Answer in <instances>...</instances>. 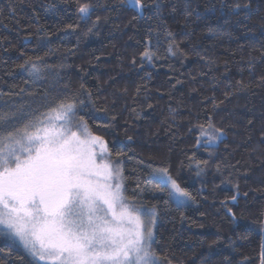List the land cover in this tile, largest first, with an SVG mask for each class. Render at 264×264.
Wrapping results in <instances>:
<instances>
[{
  "label": "trees",
  "instance_id": "16d2710c",
  "mask_svg": "<svg viewBox=\"0 0 264 264\" xmlns=\"http://www.w3.org/2000/svg\"><path fill=\"white\" fill-rule=\"evenodd\" d=\"M61 101L155 210L160 264H261L264 0H0V114ZM0 264L41 263L0 234Z\"/></svg>",
  "mask_w": 264,
  "mask_h": 264
},
{
  "label": "snow or ice",
  "instance_id": "6c2138e0",
  "mask_svg": "<svg viewBox=\"0 0 264 264\" xmlns=\"http://www.w3.org/2000/svg\"><path fill=\"white\" fill-rule=\"evenodd\" d=\"M79 12L86 18L90 6ZM11 115L16 119L0 114V234L19 241L42 264H158L152 229L141 221L155 210L128 199L119 166L103 155L97 162L93 146L106 151L102 138L83 141L72 131L86 132L75 121V105L61 101L32 118H24L22 109ZM153 172L170 198L192 199L167 169Z\"/></svg>",
  "mask_w": 264,
  "mask_h": 264
},
{
  "label": "rangeland",
  "instance_id": "374dc122",
  "mask_svg": "<svg viewBox=\"0 0 264 264\" xmlns=\"http://www.w3.org/2000/svg\"><path fill=\"white\" fill-rule=\"evenodd\" d=\"M73 131V130H72ZM75 131V130H74ZM77 132V135L79 136V138L81 139V140H83V141H88L89 139H90V137L92 136V135H90V134H87V133H84V132H82V131H76ZM93 148H94V151H95V153H96V155H97V162L99 163L100 162V159H101V155H103V160H104V162H106V163H109V164H111L113 167H117L118 165L115 163V162H112V161H110L107 157H106V154H105V151L102 153V149H101V145L99 144V143H97V144H95L94 146H93ZM153 169H163V168H161V167H159V166H155L154 168L152 167L151 168V175L153 176V177H155L156 179H158L160 182H161V179L159 178V177H157L156 176V174L153 172ZM162 183V182H161ZM163 184H165L166 185V187H167V190H168V186H167V184L166 183H163ZM172 200H174L176 203H178V204H180V205H186V204H188L189 202H190V200H187L185 203H179L175 198H171ZM139 206V205H138ZM139 207H143V208H146V209H149L150 211L151 210H153V208H151V207H146V206H139ZM141 221H142V224L145 226V227H151V229H152V232H153V240H154V228H155V221H156V216H149V215H142L141 216ZM7 237H9V236H7ZM9 238H11V237H9ZM12 239V238H11ZM12 240H14V239H12ZM14 241H16L17 243H19V241H17V240H14ZM20 244V243H19ZM21 245V244H20ZM22 246V245H21ZM152 246V245H151ZM23 247V246H22ZM152 250V249H151ZM26 252H27V250H25ZM153 252V251H152ZM28 253V252H27ZM29 254V253H28ZM30 255V254H29ZM31 256V255H30ZM32 257V256H31ZM33 258V257H32ZM157 258V257H156ZM33 259H35V258H33ZM36 260V259H35ZM158 260V259H157ZM41 264H42V262H40ZM158 264H160V262H159V260H158Z\"/></svg>",
  "mask_w": 264,
  "mask_h": 264
}]
</instances>
